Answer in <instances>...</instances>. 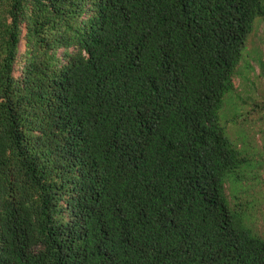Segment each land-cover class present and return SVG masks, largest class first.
Returning a JSON list of instances; mask_svg holds the SVG:
<instances>
[{"label":"trees","instance_id":"obj_1","mask_svg":"<svg viewBox=\"0 0 264 264\" xmlns=\"http://www.w3.org/2000/svg\"><path fill=\"white\" fill-rule=\"evenodd\" d=\"M262 16L264 0H0V264H264V67L240 61Z\"/></svg>","mask_w":264,"mask_h":264},{"label":"rangeland","instance_id":"obj_2","mask_svg":"<svg viewBox=\"0 0 264 264\" xmlns=\"http://www.w3.org/2000/svg\"><path fill=\"white\" fill-rule=\"evenodd\" d=\"M245 42H249L247 48L250 50V52L248 50L244 51V47L242 48L240 55L241 71L248 77L251 76L255 78L258 75L257 70L261 66V63L264 67V16H262L260 19L254 17L253 26L245 37L244 43ZM251 46H253L252 49H250ZM251 67H253L252 69L254 71L251 69ZM261 74H263V72H261ZM234 80L236 83L239 81V85H236V87L238 88L239 92L241 91L244 94L245 92L243 90V86L247 84V81L244 82V80H241L239 75ZM249 80L251 81V78H249ZM229 92L230 91L225 93L223 104L219 113L221 114L222 120L227 123V126L234 127L233 134H237V137L241 139L246 135L245 131L248 128L247 122L241 120L242 118L240 114L242 113L239 111V105L242 102L235 97H231V92ZM238 101L240 104H238ZM236 118L239 121H232V119ZM243 144L240 146V150L249 160L248 164L246 165H248V167L255 166L256 161L253 158V153H251L250 149L247 148L248 146H244Z\"/></svg>","mask_w":264,"mask_h":264}]
</instances>
